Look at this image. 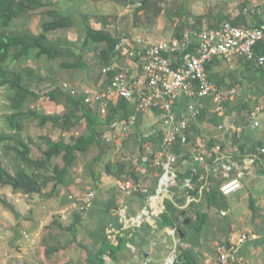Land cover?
<instances>
[{"label": "crops", "instance_id": "crops-1", "mask_svg": "<svg viewBox=\"0 0 264 264\" xmlns=\"http://www.w3.org/2000/svg\"><path fill=\"white\" fill-rule=\"evenodd\" d=\"M146 1V5L136 8L135 0H42L46 6L40 9L41 13L33 16L41 15L40 33L44 30L45 22L57 16L71 17L73 26L58 29L50 37L62 44L63 49L72 45L73 49L82 50L89 27L120 40L126 39L132 45L139 44L138 38L141 37L149 45L176 37L178 33H199L217 27L241 13L238 0ZM258 23L257 15L250 13L240 22L253 27ZM198 28L201 31L196 30ZM107 46L106 42H97L83 49V61L87 64L80 68L83 71L60 66L62 62L74 61L71 51L58 57L52 64L57 68L60 66L64 73V77L54 75L50 81L54 86L52 89L62 86L63 93L58 95L56 103L65 107L64 110L69 108L65 91L85 93L87 96L107 84H102L103 78L97 79L100 53ZM112 64H117L119 69L131 66L132 71L138 70L119 52L113 56ZM95 70L99 71L97 80L93 81L91 73ZM67 74L73 80L70 81L71 85L64 84ZM210 74L219 85L239 86L240 90L226 101L221 112L216 110L212 98L204 99L202 106L206 109L205 117L202 121L193 120L192 124L196 125L191 126L189 142L184 145L187 152L177 157L179 182L171 187L168 195L163 196L165 199H159L160 205L172 201L176 207L174 210H168L166 204V209L154 217L155 223L146 220L137 227H124L117 209L128 204L132 214L139 213L146 204L147 195L144 200L141 192L130 196L121 193L116 185L118 179L107 172V163H115V168H118L119 163L127 162L130 172L133 170L138 175V181L150 193L156 191L162 168L154 163L156 157L144 161L143 157H131L130 152L126 157H115L112 152L102 153V157L96 161L98 166L82 168L83 171L87 170L88 176L92 172L89 177H94L99 186L88 207H83V201L69 199V193L73 194L70 180L69 186H62L55 193L51 182L42 194L36 195L3 185L6 189L11 188L16 196L7 199L0 196L13 206L11 209L3 202L5 209L13 213L3 211L6 217H0V264H88L89 250L90 253L98 252L106 241L109 245L101 264H167L175 249L179 252L180 258L176 261L180 264H264V69L256 67L241 55H219L212 60ZM55 80L59 83H55ZM92 83H97L99 87L91 88ZM122 99L115 96L116 106L120 105ZM126 100L129 106L134 107V115L140 113L136 124L127 134L133 132L136 142L145 147L144 154L152 155L159 150V145L150 139L143 141L142 138H148L146 134L152 128L161 129L162 119L158 112H140L134 100ZM215 116L221 117V120L217 122L212 119ZM221 124L222 128L219 127ZM84 125L86 127L85 122ZM121 131L119 127L117 131L106 132L114 138L122 136L114 140L118 145L127 139L124 136L126 133ZM41 137L43 139V135ZM211 142L212 151L217 155L213 163L209 162L212 151L208 147ZM236 155H239L238 159ZM249 159H253L251 165L246 162ZM234 160L240 163L244 171L242 186L217 202L210 203L208 192L220 180L224 182L235 175V171L227 173L223 168L225 162ZM128 175L131 176L130 173ZM188 179L189 183H185ZM87 193L82 195L86 196ZM114 194L116 209L109 214V203ZM64 197L74 203L73 206L62 203ZM18 199H23L24 203L27 201V206L15 204ZM165 211L171 214L173 223H166L162 219ZM183 211L185 214L176 220V216ZM199 212L206 214L200 230L193 224L197 221L200 223ZM77 213H80V221L76 220L79 218L76 217ZM99 222L106 225L105 231L99 227ZM110 225L119 229L112 238L106 231ZM242 233L251 237L240 244L237 260L232 263L221 261L216 251L217 244L231 237L237 238ZM8 242L14 243L12 248L7 246Z\"/></svg>", "mask_w": 264, "mask_h": 264}, {"label": "built area", "instance_id": "built-area-1", "mask_svg": "<svg viewBox=\"0 0 264 264\" xmlns=\"http://www.w3.org/2000/svg\"><path fill=\"white\" fill-rule=\"evenodd\" d=\"M238 3L245 13L255 14L264 19V0L260 3L255 0H238ZM134 5L140 8L142 0H135ZM194 38L197 40L193 41ZM263 40L264 24L253 28L226 20L217 27L199 33L185 32L182 37L176 36L149 45L141 37L138 38L139 44L136 45L130 44L126 39L116 43L115 48L120 55L138 70L132 71L131 66L119 69L117 64L104 67L102 84L105 82L107 84L87 94L85 101L91 105H97L102 116H106L110 111L109 101L115 96L134 100L140 112L159 113L162 119L163 135L159 150L152 155L142 156L144 161H149L151 156L156 157L154 163L162 167V174L154 193H150L141 182L130 175L117 180V188L121 193L127 196L139 192L147 195L146 204L139 213L132 214L128 204H123L117 209L124 227H137L166 209V204L162 203L159 211H156L151 203L157 197L161 199L169 194L173 185L168 177L177 179L178 154L175 149L189 142L192 122L201 114L204 99L212 98L216 110L221 112L225 108L226 101L240 90L239 86L229 87L217 84L210 77L208 63L219 55L225 57L241 55L253 61L256 67L264 69V54L256 55L254 51L256 44ZM196 41L198 46L195 45L194 50L187 51ZM112 70H117V73L109 78ZM136 120V115L129 120H116L110 124L108 130L114 132L121 127L123 131H128ZM219 127L222 128L223 125ZM156 132L157 129L153 128L146 136ZM105 139L106 143L110 144L114 136L105 134ZM223 168L227 173L235 171V175L221 186L222 193L229 195L242 186L241 176L244 171L236 160L225 162ZM94 196V191L87 193L85 202L90 204ZM69 198L74 197L70 195ZM148 210L150 214H147ZM118 230L114 225L106 229L109 238H112ZM250 237L251 235L242 233L237 238L231 237L219 242L216 247L219 259L227 263L236 261L240 244ZM178 257L179 252L175 249L169 256L167 264H174Z\"/></svg>", "mask_w": 264, "mask_h": 264}, {"label": "trees", "instance_id": "trees-1", "mask_svg": "<svg viewBox=\"0 0 264 264\" xmlns=\"http://www.w3.org/2000/svg\"><path fill=\"white\" fill-rule=\"evenodd\" d=\"M146 4V0L142 1V6ZM44 6H46V3H42V0H0V26L2 28L9 27L16 18L25 14L33 15L38 13L39 10ZM240 11L242 14L240 13L239 16L233 19L231 18L229 21L235 24H240V22H243L247 13L243 11L242 7L240 8ZM257 19L259 20V23L254 27H260L264 23L261 16L257 15ZM73 25L74 21L71 19V17L57 16L52 21L45 22L43 24V32L39 34H36L30 30L11 33L4 29L0 30V88L6 87L10 91L9 99L11 102V111L10 113L5 114V118L9 130L12 132L7 133L1 131L0 144L13 141L14 145H5V148L7 150L16 152L17 157H15V159H17L18 162H24L27 165V168L21 167L15 173H12L11 170L6 166L3 157H0V184L10 185L15 191L20 190L30 195L42 194L49 184L53 182L54 186L52 190H54L53 192L55 193V191L61 189L62 186L69 185L68 176L78 161V153H88L94 146L99 147L101 152L107 150V148L104 147V142H106L105 134H107L106 131L109 129L110 124L117 119L129 120L135 114L134 107L129 106V103L125 98L120 101V105L118 106H116L113 98L109 101L110 111L108 115L102 116L99 113L97 106L93 107L85 101V93H76L71 91H65L67 96L66 103L69 105L68 110L65 112L53 115L47 113V111H39L32 107L25 110L24 107L29 101L42 100L46 104L56 102L58 95L63 93V90L62 86L59 85V88L40 92L36 89V87H33V83L35 80L40 82L48 80V78L42 76L39 71L35 72L31 67L17 68V66L20 67L23 63L28 61H35L38 62V65H40V63L43 61V57L52 66L58 57L66 54L68 51H71L72 55L75 57L74 61L71 63L62 62L60 66L68 69L84 68L87 64L83 61V49L85 50L86 46H89L92 43L106 42L108 43V46L105 47L100 53V72L97 77L99 80V78L101 79L103 77L102 69L106 66H110L112 64L113 56L115 54L118 55V51L116 50L115 46L120 39L112 37L104 32L97 31L92 27L88 28L87 36L83 41L82 50L78 48L73 49L72 45L63 49L61 48L62 44L50 37V34L54 33L56 30L71 27ZM247 26L253 27L250 25ZM196 30L201 31L200 28ZM177 36L182 37L183 34L178 33ZM194 40L197 39L194 38L193 41ZM197 44V41L193 42L190 49L187 51L194 50L195 45L198 46ZM254 51L256 55L264 54V40L256 44ZM249 61L250 63L253 62L251 60ZM211 63L212 62L208 63L207 65L209 71ZM116 73L117 70L110 71L109 78H112V76H114ZM210 77L214 79L212 75ZM55 83L58 84L59 81L55 80ZM216 83L218 84L217 81ZM204 114H206V109L202 106L201 114L196 118V120L202 121L205 117ZM138 116H140V113L137 114V119ZM37 118L39 119V124L41 126H45L52 122L54 125H61L63 131L69 130L70 127H72L71 130L74 131L78 126L85 122L86 130L79 135H72L68 139L63 136H60L57 139L43 136V139L48 146L43 151L41 157L34 158L31 155V145L33 143V139L28 137L29 143H27L22 137L21 132L24 130V122L26 120L30 121ZM212 119L219 122L221 117L215 116ZM136 122L133 123L132 126L136 124ZM195 125L196 123L192 124L194 127ZM142 139L143 141L150 139V141H154L155 144H158L159 147H161V132H158L148 138L143 137ZM208 148L210 151H212L213 142L210 143ZM140 150L141 154L145 153V147H143L142 144ZM175 150L178 155L187 152L186 146H177ZM101 152H99V154L95 157L96 161L102 157ZM242 152H244V150ZM210 157L211 159L209 162L212 163L217 159V155L214 153V151H212ZM57 158H61L63 164L56 161ZM235 158L238 159L239 155H236ZM115 166L116 164L112 162L107 163L106 166L107 172L112 176L119 179L123 175H128L130 173L134 179L138 180V175L134 173L133 170L130 172L127 162L123 161L119 163L118 168H115ZM51 168L53 172L50 175L48 171ZM224 182L220 180L218 185L208 192V200L210 203L217 202L219 198H223L224 194L221 191V186ZM200 184L201 183L199 182V185ZM141 195H143L145 200V193ZM115 199L116 198L114 194L113 198L110 200L111 203H109V214H113L116 209ZM2 201L4 202L5 200ZM4 203L9 206V208L13 209V206L10 203L7 201ZM166 204L168 210H174L176 208L172 201H168ZM90 205H88L85 201L83 203V207H88ZM79 214L80 213L76 214V217H79L76 218L77 221H80ZM198 214L200 216V223L197 221L196 224H193L198 230H200L204 225L203 222L205 221L206 214L201 212ZM162 219L166 223H173L174 221L173 217L168 213V211H165L162 214ZM101 223L102 222H99V227L101 226L103 231H105L106 225H101ZM108 245L109 243L106 241V243L102 245L101 249L95 253H90L91 251L89 250L88 264H101V262H103V255L106 252V246ZM174 264L180 263L175 261Z\"/></svg>", "mask_w": 264, "mask_h": 264}, {"label": "rangeland", "instance_id": "rangeland-1", "mask_svg": "<svg viewBox=\"0 0 264 264\" xmlns=\"http://www.w3.org/2000/svg\"><path fill=\"white\" fill-rule=\"evenodd\" d=\"M188 0H186L187 2ZM40 11V10H39ZM41 13V12H39ZM37 13V14H39ZM39 16L41 15H29V14H25L23 16H20L18 18H16L13 23L11 24V26L6 27V28H2L0 26V30L4 29L7 30V32H24V31H32V32H36V33H40L42 31V28L40 30V26L39 24L41 23ZM40 21V22H39ZM43 21V19H42ZM35 22V23H34ZM21 67H31L33 68V70L35 72H40L42 76L48 78V80L45 81H36L33 83V87H36L37 90H39L40 92L42 91H46V90H51L54 86L51 85L50 81L54 78L53 76H59V77H64V73L61 70V67L59 66L57 68V66H51V64L43 57V61L40 63V65H38V62L35 61H28L26 63H23L20 67L17 66V68H21ZM82 69H78V71H81ZM83 71V70H82ZM99 71V70H98ZM97 71V72H98ZM97 72L95 70L94 73H91V80L95 81L97 80ZM70 81H73L70 79L69 74L66 75L65 79H64V84L67 83L69 85H71ZM78 81V80H77ZM63 84V85H64ZM91 88H98L99 85H97V83H92L90 85ZM80 88V86L78 87V89ZM10 96V91L9 89H7L6 87H1L0 88V132L4 131L7 133H12L7 124H6V118H5V114L6 113H10L11 111V102L9 99ZM35 108L39 111H47V113L49 114H53V115H57L60 114L66 110L65 107H63L62 105H59L58 103L54 102L51 104H46L44 103V101L42 100H34V101H29L26 103L25 105V110L28 108ZM24 130L21 132L22 137L25 139V141L27 143H29V138L31 137L33 139V143H32V152L31 155L34 158L37 157H41L43 154V151L47 148V143L45 142V140L42 139V135L43 136H47V137H52L54 139L59 138L60 136L65 137L66 139H68L70 136L72 135H76L82 132H85L86 127L84 125V123L80 126H78L76 128V130H71L72 127H70L69 130H66L65 132L63 131V128L61 125L57 124L54 125L52 124V122L48 123L45 126H41L39 124V119H32V120H26L24 122ZM122 133H126L124 134V136L127 137V139L125 140V143H121V144H116L115 141L117 139H120L115 137L113 139V141L110 144H107L106 142H104V147L107 148V150L101 152L99 147L94 146L88 153H80L78 154L79 158L78 161L76 163V165L72 168V171L70 173L69 180L71 183V193L72 196L74 197L73 199L70 200H74L77 199L76 202H82L84 203V199H85V195H82L83 193H87L88 190H94L95 194H97V192L99 191L98 189V183L96 184V181L94 179V177L90 178L89 176L92 175V172L89 173L88 176V172L85 169L84 171L82 170L83 167H90L92 169V165L94 166H98V164H96V160L94 159L95 156H97V154L99 152L101 153H108V152H112V155H115V157H126L129 152L131 153L130 156L131 157H142L143 153L141 154V144H139L138 142H136L137 138L136 135L133 134V132L128 135L127 133L131 132L130 130H125V131H121ZM128 135V136H127ZM124 139V137H123ZM134 139V140H133ZM115 140V141H114ZM11 146L14 145L13 141H9L6 142L5 144H0V157L5 160V164L6 166L11 170L12 173H15L19 168L21 167H25L27 168V165L23 162L20 163L18 162L17 159H15V157H17V153L14 151H10L7 150L5 147L6 146ZM95 161H94V160ZM56 161H58L59 163L63 164V161L61 158H57ZM55 163V161H54ZM54 166V165H53ZM52 166V168H53ZM100 167V166H99ZM52 168L48 171V173L51 175L53 170ZM100 168H104L103 166ZM117 183V182H116ZM52 186V185H51ZM69 186V185H68ZM11 188H7L6 186L4 187L3 185L0 184V196H4L5 199L13 197L15 198V194L12 193V191L10 190ZM6 191H9V193L7 194ZM75 191V192H74ZM70 192V191H68ZM81 192H83L81 194ZM89 192V191H88ZM76 193V194H75ZM75 194V195H74ZM67 195V193H66ZM70 195V193H69ZM68 195V197H69ZM77 195V196H76ZM3 199L0 197V217L5 218L6 215L4 212H8L10 211L11 213H13L10 209H5L4 205H3ZM14 200V199H13ZM61 201V199H60ZM62 203H65V205L70 204L71 206H73L71 201L68 200L67 197H64L61 201ZM17 203H23V205L28 204L27 201H23V199H18L15 200V204ZM22 205V206H23ZM79 206V204H77V207ZM6 225V224H5ZM14 245V243L12 242H8L7 246L9 248H12Z\"/></svg>", "mask_w": 264, "mask_h": 264}, {"label": "water", "instance_id": "water-1", "mask_svg": "<svg viewBox=\"0 0 264 264\" xmlns=\"http://www.w3.org/2000/svg\"><path fill=\"white\" fill-rule=\"evenodd\" d=\"M252 161H253V159H249L248 161H246L247 162V164L249 165H251V163H252ZM168 180H170L171 181V183H172V185H177L178 184V182H179V180L178 179H176V178H173V177H168ZM189 179L185 182V183H189ZM151 206L156 210V211H159V208H160V202H159V197H157L156 198V200H154V201H152V203H151ZM147 214H150V210H148L147 211ZM185 214V211H183L182 213H180V214H178L177 216H176V220H179V218H180V216H183ZM149 222H151V223H155L156 222V219L155 218H152V219H147Z\"/></svg>", "mask_w": 264, "mask_h": 264}, {"label": "clouds", "instance_id": "clouds-1", "mask_svg": "<svg viewBox=\"0 0 264 264\" xmlns=\"http://www.w3.org/2000/svg\"><path fill=\"white\" fill-rule=\"evenodd\" d=\"M153 129V128H152ZM157 129V132L156 133H158V132H161V134H162V127H161V129H158V128H156ZM151 131V130H150ZM150 131H148V132H150ZM147 132V133H148ZM156 133H154L153 135H155ZM153 135H150V136H147V137H151V136H153ZM162 138H163V135H162ZM162 141V140H161ZM161 143V142H160ZM152 157V156H151ZM154 157V156H153ZM127 176H129V175H124V177H127ZM121 178H123V177H121ZM117 185V184H116ZM95 192V191H94ZM95 197V196H94ZM94 199V198H93ZM93 201V200H92ZM92 203V202H91ZM90 203V204H91ZM90 204H88V205H90Z\"/></svg>", "mask_w": 264, "mask_h": 264}, {"label": "bare ground", "instance_id": "bare-ground-1", "mask_svg": "<svg viewBox=\"0 0 264 264\" xmlns=\"http://www.w3.org/2000/svg\"><path fill=\"white\" fill-rule=\"evenodd\" d=\"M261 26H262V25H261ZM261 26H260V27H261Z\"/></svg>", "mask_w": 264, "mask_h": 264}]
</instances>
